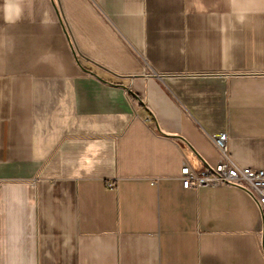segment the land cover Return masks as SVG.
<instances>
[{
    "label": "crops",
    "instance_id": "crops-1",
    "mask_svg": "<svg viewBox=\"0 0 264 264\" xmlns=\"http://www.w3.org/2000/svg\"><path fill=\"white\" fill-rule=\"evenodd\" d=\"M229 134L224 155L213 135ZM264 0H0V264H264Z\"/></svg>",
    "mask_w": 264,
    "mask_h": 264
},
{
    "label": "built area",
    "instance_id": "built-area-1",
    "mask_svg": "<svg viewBox=\"0 0 264 264\" xmlns=\"http://www.w3.org/2000/svg\"><path fill=\"white\" fill-rule=\"evenodd\" d=\"M212 137L219 150L226 155L229 134L221 132ZM182 180L185 188L222 185L242 186L256 198L264 217V169L255 170L242 167L225 156L214 169H197L185 162L182 167Z\"/></svg>",
    "mask_w": 264,
    "mask_h": 264
}]
</instances>
